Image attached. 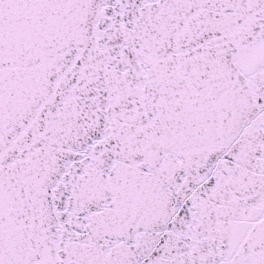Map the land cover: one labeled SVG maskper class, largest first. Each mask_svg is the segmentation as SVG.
I'll use <instances>...</instances> for the list:
<instances>
[{
	"label": "snow or ice",
	"instance_id": "1",
	"mask_svg": "<svg viewBox=\"0 0 264 264\" xmlns=\"http://www.w3.org/2000/svg\"><path fill=\"white\" fill-rule=\"evenodd\" d=\"M0 264H264V0H0Z\"/></svg>",
	"mask_w": 264,
	"mask_h": 264
}]
</instances>
